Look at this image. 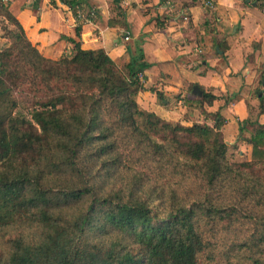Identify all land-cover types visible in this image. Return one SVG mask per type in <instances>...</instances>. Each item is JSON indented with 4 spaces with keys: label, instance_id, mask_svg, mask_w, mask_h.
I'll list each match as a JSON object with an SVG mask.
<instances>
[{
    "label": "trees",
    "instance_id": "1",
    "mask_svg": "<svg viewBox=\"0 0 264 264\" xmlns=\"http://www.w3.org/2000/svg\"><path fill=\"white\" fill-rule=\"evenodd\" d=\"M61 1L77 19L78 39L67 37L72 53L53 59L0 0L11 40L0 49V239L18 223L35 227L0 245V264H135L137 255L138 264H264V122L241 121L255 127L252 160L231 162L224 118L204 108L218 96L202 89L185 101L199 102L213 125L172 123L142 108L149 63L140 44L124 65L103 48H83L84 11L93 21L98 10L89 0ZM207 1L215 6L190 3ZM117 22L128 26L109 24ZM24 83L44 93L26 113L4 97ZM146 153L184 156L175 174L193 171L203 188L187 197L153 182Z\"/></svg>",
    "mask_w": 264,
    "mask_h": 264
},
{
    "label": "crops",
    "instance_id": "2",
    "mask_svg": "<svg viewBox=\"0 0 264 264\" xmlns=\"http://www.w3.org/2000/svg\"><path fill=\"white\" fill-rule=\"evenodd\" d=\"M167 1L89 0L98 15L89 20L90 9H85L82 47L103 48L124 65L132 53L137 54L140 44L149 63L145 69L147 90L137 96L142 108L175 119L174 114L187 111L185 101L198 96L193 93L198 85L218 96L207 111L222 115L224 132L227 128L235 135L242 126L247 133L249 124L241 121L250 117L249 107L263 103L264 0H216L211 9L203 3L191 5V0ZM181 9L188 19L181 16ZM9 10L44 56L56 59L72 53L74 44L67 37L78 39L77 19L67 4L61 0H11ZM159 17L164 19L163 26L158 25ZM112 19H124L128 26L110 25ZM260 85L262 91L257 94ZM152 87L176 97L160 106L156 93L148 90ZM189 88L192 95L186 99ZM232 95L233 100L227 102ZM257 120L264 122L263 109Z\"/></svg>",
    "mask_w": 264,
    "mask_h": 264
},
{
    "label": "rangeland",
    "instance_id": "3",
    "mask_svg": "<svg viewBox=\"0 0 264 264\" xmlns=\"http://www.w3.org/2000/svg\"><path fill=\"white\" fill-rule=\"evenodd\" d=\"M106 1L113 3L112 2L113 0H106ZM10 27L14 28L15 26L10 24ZM0 37H1L0 49L10 44L11 40L7 37L5 29H3V25L0 26ZM67 54H70V53H67ZM7 84L9 85V82H7ZM258 87L261 88V86H258ZM1 90L2 91L4 90L2 86H0V91ZM5 92L6 93H4V97L6 98L7 101L9 102L12 100L17 101L18 106L15 108V111L18 109V110L23 111L24 113H26L27 111H29V109H31V107L34 105V102L36 100L40 99L34 96L44 95L43 92L35 93L33 91V86H31L30 83H24V86H22L18 90H14V91L11 90V91H5ZM191 95H192V90L191 88H189L184 97L186 99H189L188 97ZM175 97L167 96L166 100H169V99L171 100L172 98H175ZM232 100H233V95L227 97V102L232 101ZM158 103L160 104V106L163 105V101L162 102L158 101ZM191 103L192 104L188 105V108H186L187 111L185 113L183 112L178 113L175 111L176 108H173V110L176 113H178L177 115L174 114L176 116L175 119L174 118L169 119L167 116H164V115H160V116L166 120L171 121L172 123H181L183 125H192L193 123H197V122L206 123L209 125L214 124L213 114L202 113L201 110L198 108L199 102L193 101ZM169 104H170V101H169ZM204 108L207 111V109H209V106L207 104H204ZM204 108H202L203 112H205ZM0 109H4V105L1 101H0ZM262 109H263V106L249 107V110H250L249 119L252 121H259L257 120V118L259 116L260 110ZM208 113H213V112H208ZM225 124L226 123L224 122V124L221 127V131H222L224 140L227 141L229 144V149H228V154H227L228 159L233 163H242V162H247V161L252 160V148H251V144L247 141V139L251 136L255 127L248 125L247 133H245L241 131L242 130V126H241L240 133L233 135V131L231 130L227 131V128H226V131L224 132L223 128L225 127ZM161 137L163 136H160L159 138ZM125 150L126 151L129 150L128 153H130L131 155L135 157L141 155L140 151L133 148V145L127 146ZM171 156L172 158H170V156H161V155L156 156L154 154L146 153L143 162H145V165L147 166L144 167L143 169H145L146 171H148L154 176V177L151 176L153 179H155L153 182L157 180L158 182L156 183L162 184L164 187L165 185L171 186L177 190L179 195H182V196L187 195V197H194L193 193L203 188L202 184L200 183V180L196 179L197 177H193L194 176L193 171H186V172L182 171V173L180 174H175L174 172L175 165L182 163V162L185 163L186 159L184 158V156H179V157L175 155H171ZM181 167L182 166L180 165V168ZM151 226L152 225L150 224L147 225L146 229H148ZM34 229L35 227L27 226V225H20L19 223L16 225H13V227L8 229L7 234L5 236H1L0 245L3 246L4 243H6L5 241H7V239L16 237V235L20 234L21 231H24L25 233H29L30 231H33ZM138 229L139 227H135L134 230H138ZM135 259H136L135 264H138L139 256L137 255ZM220 264H225V262L221 260Z\"/></svg>",
    "mask_w": 264,
    "mask_h": 264
},
{
    "label": "built area",
    "instance_id": "4",
    "mask_svg": "<svg viewBox=\"0 0 264 264\" xmlns=\"http://www.w3.org/2000/svg\"><path fill=\"white\" fill-rule=\"evenodd\" d=\"M10 1H11V0H2V4H3V3H8V2H10ZM168 3L171 4V2H169V1H168ZM206 5H207V6H211V7H213L212 2H210V1H207V2H206ZM1 9H2V5H1V3H0V18L3 17L2 12H1ZM181 12H182V13H181V16H182L183 18H185V19H188L187 15L185 14V11L181 9ZM125 39H126V40L129 39L128 34L126 35Z\"/></svg>",
    "mask_w": 264,
    "mask_h": 264
},
{
    "label": "water",
    "instance_id": "5",
    "mask_svg": "<svg viewBox=\"0 0 264 264\" xmlns=\"http://www.w3.org/2000/svg\"><path fill=\"white\" fill-rule=\"evenodd\" d=\"M116 1H120V0H116ZM193 93L195 95H201L202 94V90L200 89V87L198 85H195L194 88H193Z\"/></svg>",
    "mask_w": 264,
    "mask_h": 264
}]
</instances>
